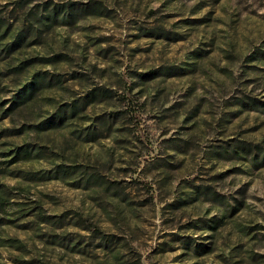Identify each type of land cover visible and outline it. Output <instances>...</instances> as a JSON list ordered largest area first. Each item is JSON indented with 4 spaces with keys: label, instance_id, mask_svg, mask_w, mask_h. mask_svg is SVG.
<instances>
[{
    "label": "rangeland",
    "instance_id": "1",
    "mask_svg": "<svg viewBox=\"0 0 264 264\" xmlns=\"http://www.w3.org/2000/svg\"><path fill=\"white\" fill-rule=\"evenodd\" d=\"M0 264H264V0H0Z\"/></svg>",
    "mask_w": 264,
    "mask_h": 264
}]
</instances>
